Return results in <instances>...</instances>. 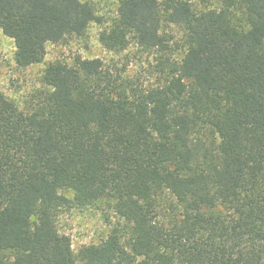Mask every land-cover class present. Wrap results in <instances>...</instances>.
<instances>
[{"label": "trees", "instance_id": "obj_1", "mask_svg": "<svg viewBox=\"0 0 264 264\" xmlns=\"http://www.w3.org/2000/svg\"><path fill=\"white\" fill-rule=\"evenodd\" d=\"M117 1L99 41L158 52L156 86L77 56L45 67L28 113L0 90V264H264V0ZM100 21L88 1L0 0L19 68ZM100 202L123 224L74 253L58 214Z\"/></svg>", "mask_w": 264, "mask_h": 264}, {"label": "rangeland", "instance_id": "obj_2", "mask_svg": "<svg viewBox=\"0 0 264 264\" xmlns=\"http://www.w3.org/2000/svg\"><path fill=\"white\" fill-rule=\"evenodd\" d=\"M90 2L100 18L99 22L89 24L81 36H71L57 44H47L43 61L26 68H19L14 61L13 40L0 30V90L20 111L28 113L41 99L48 88L42 81L45 67L53 62L71 65L75 57L99 59L103 70L118 82H128L132 88L145 91L157 85L160 75L157 71L159 53L145 50L129 40L123 50H108L99 41L103 32L116 16L117 0H81ZM201 10L217 8L214 1L204 6L195 3ZM163 33L169 39L167 55L180 59L184 53L182 31L175 26L165 25ZM72 197L71 193L66 194ZM113 209L100 202L83 209H65L58 214L57 229L70 239L74 253L89 244H98L104 240L115 226L122 225Z\"/></svg>", "mask_w": 264, "mask_h": 264}]
</instances>
